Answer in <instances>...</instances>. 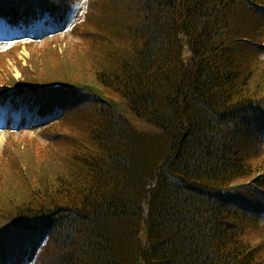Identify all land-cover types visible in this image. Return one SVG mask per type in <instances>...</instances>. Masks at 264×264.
Instances as JSON below:
<instances>
[{
  "label": "trees",
  "instance_id": "1",
  "mask_svg": "<svg viewBox=\"0 0 264 264\" xmlns=\"http://www.w3.org/2000/svg\"><path fill=\"white\" fill-rule=\"evenodd\" d=\"M86 3L74 53L0 84V110L54 118L46 156L0 160V264H264V0ZM80 6L0 0V23L61 32Z\"/></svg>",
  "mask_w": 264,
  "mask_h": 264
},
{
  "label": "rangeland",
  "instance_id": "2",
  "mask_svg": "<svg viewBox=\"0 0 264 264\" xmlns=\"http://www.w3.org/2000/svg\"><path fill=\"white\" fill-rule=\"evenodd\" d=\"M86 1L88 0H81L82 5L75 15V19L73 20L74 25H80L84 20L87 5ZM15 37L18 38L14 40H17L16 42L21 41L22 44L12 47L8 42L12 37L8 33L2 30L0 31V84H4V88L11 86L13 84V79L16 81L24 80V74L26 73L25 69H29L31 72L36 69L44 71L46 67L61 65L63 63L62 53L64 51L74 53L77 50L76 47L83 42L78 34H72L70 31L57 34L54 37L50 36V38L37 40L31 45L26 44L29 38L22 36ZM9 46L12 48L8 49L10 48ZM262 58L264 59V56ZM74 65L81 66V63H76ZM7 84L8 87L6 86ZM1 113L0 160L20 148L25 149L26 153L30 155L34 154L39 157L46 156L47 140L41 127H48L54 120L47 123V126H38L36 123H19L12 119L6 111L2 110ZM126 116L132 125L140 132L145 134H155L158 132L155 127L140 120L132 112H127ZM1 171L2 173L0 176H12L14 174L9 161ZM244 183L248 184L244 181H237L230 186L235 187V185H242ZM9 206L10 205L7 204L1 206L0 209H5Z\"/></svg>",
  "mask_w": 264,
  "mask_h": 264
}]
</instances>
